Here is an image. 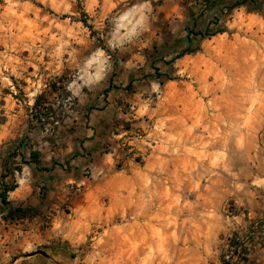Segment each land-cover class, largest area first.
<instances>
[{
    "label": "rangeland",
    "instance_id": "obj_1",
    "mask_svg": "<svg viewBox=\"0 0 264 264\" xmlns=\"http://www.w3.org/2000/svg\"><path fill=\"white\" fill-rule=\"evenodd\" d=\"M22 177L62 264H218L264 219V0H0V188Z\"/></svg>",
    "mask_w": 264,
    "mask_h": 264
},
{
    "label": "crops",
    "instance_id": "obj_2",
    "mask_svg": "<svg viewBox=\"0 0 264 264\" xmlns=\"http://www.w3.org/2000/svg\"><path fill=\"white\" fill-rule=\"evenodd\" d=\"M31 164L33 163H26L29 167ZM68 180H47L43 183V190L50 191V185L55 184L64 187ZM2 190L0 188V264H62L61 260L65 257L60 250L37 248L42 242L39 229L42 220L39 211L45 209L47 204L46 200L39 196L40 189L34 179L22 177L16 180V187L6 192L8 203L1 200ZM15 207L20 210L12 214L7 213ZM260 208L259 203H251L247 218L237 216L235 229L238 234V249L229 253L228 259H225L224 255L218 264H264V219L260 218ZM29 209H33V214H28ZM35 250H40L41 253L30 254Z\"/></svg>",
    "mask_w": 264,
    "mask_h": 264
},
{
    "label": "trees",
    "instance_id": "obj_3",
    "mask_svg": "<svg viewBox=\"0 0 264 264\" xmlns=\"http://www.w3.org/2000/svg\"><path fill=\"white\" fill-rule=\"evenodd\" d=\"M240 3H242V2H239V3H237V4H240ZM84 24H85L86 26L90 27V25H88L87 23H85V21H84ZM185 52H188V49H186ZM39 97H40V96H37V97L35 98L34 107H33L35 113H36V108H37V106H38V99H39ZM34 115L36 116L37 119L41 118L39 115H36V114H34ZM45 116H47V114H45ZM41 121H42V119H41ZM41 123L43 124L44 122L42 121ZM38 154H39V153H38L37 151H30V153H29L30 158H31L34 162H38ZM15 187H16V184H13V185H11V186H4V187H3V190H2V192H1V200H2L3 203H8V201L6 200V192L9 191V190H13ZM19 210H20V209H19L18 207H15L14 209H9L7 213H8V214H12V213L17 212V211H19Z\"/></svg>",
    "mask_w": 264,
    "mask_h": 264
},
{
    "label": "built area",
    "instance_id": "obj_4",
    "mask_svg": "<svg viewBox=\"0 0 264 264\" xmlns=\"http://www.w3.org/2000/svg\"><path fill=\"white\" fill-rule=\"evenodd\" d=\"M229 248H230V253H231L232 251H234V250L237 251V249H238V248H237V244H236V243H233V242H231V245H230ZM229 256H230L229 254H226V255H225V259H228Z\"/></svg>",
    "mask_w": 264,
    "mask_h": 264
},
{
    "label": "water",
    "instance_id": "obj_5",
    "mask_svg": "<svg viewBox=\"0 0 264 264\" xmlns=\"http://www.w3.org/2000/svg\"><path fill=\"white\" fill-rule=\"evenodd\" d=\"M34 253H41L40 250H35L34 252L30 253V254H34Z\"/></svg>",
    "mask_w": 264,
    "mask_h": 264
}]
</instances>
